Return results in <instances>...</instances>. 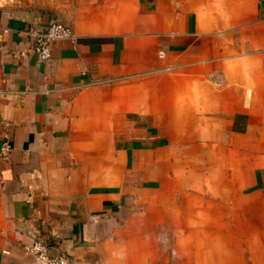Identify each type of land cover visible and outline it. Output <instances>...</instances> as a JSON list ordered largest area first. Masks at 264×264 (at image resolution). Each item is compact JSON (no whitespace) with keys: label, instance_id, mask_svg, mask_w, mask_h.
<instances>
[{"label":"crops","instance_id":"1","mask_svg":"<svg viewBox=\"0 0 264 264\" xmlns=\"http://www.w3.org/2000/svg\"><path fill=\"white\" fill-rule=\"evenodd\" d=\"M55 21L44 63L25 32ZM38 234L72 264H264V0H0V264Z\"/></svg>","mask_w":264,"mask_h":264},{"label":"built area","instance_id":"2","mask_svg":"<svg viewBox=\"0 0 264 264\" xmlns=\"http://www.w3.org/2000/svg\"><path fill=\"white\" fill-rule=\"evenodd\" d=\"M28 35L32 51L38 59L44 63L51 60L52 46L55 43L70 41L74 43L75 37L71 28L60 22H53L44 29H29L26 32ZM162 57V53L159 54ZM50 246L48 241L38 235H34L30 245L26 248L27 253L33 258L34 264H72L66 253L59 255L50 254Z\"/></svg>","mask_w":264,"mask_h":264}]
</instances>
